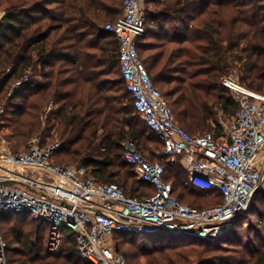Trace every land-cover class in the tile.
I'll use <instances>...</instances> for the list:
<instances>
[{
	"label": "trees",
	"instance_id": "16d2710c",
	"mask_svg": "<svg viewBox=\"0 0 264 264\" xmlns=\"http://www.w3.org/2000/svg\"><path fill=\"white\" fill-rule=\"evenodd\" d=\"M145 4L148 33L139 43L141 62L180 126L192 136L212 130L216 138L222 137L219 115L235 121L238 111L222 79L237 72L240 83L264 94V0H145ZM0 11L5 12L0 20V100H6L1 117L11 130L9 139L25 144L38 135L43 148L59 144L53 163L86 168L98 183L116 185L129 197L153 194L154 188L122 160V143L127 140L153 163L161 160L151 158L153 151L164 148L137 114L123 79L119 43L105 31L108 23L123 16L124 1L0 0ZM145 52L149 54L144 56ZM26 75L29 82L12 90L13 83ZM162 162L164 179L172 183L173 195L181 203L191 195L209 198L214 206L222 204L219 193L187 184L180 163ZM251 204L215 242L122 236L138 250L135 258L144 257L147 264H264V209ZM254 215L259 221L243 228ZM19 220L37 223L22 214L3 215L4 238V224ZM37 224L28 234L12 227L8 264H92L79 255L72 231L65 232L59 253L45 250L42 240L48 232ZM114 249L126 258L120 247Z\"/></svg>",
	"mask_w": 264,
	"mask_h": 264
},
{
	"label": "built area",
	"instance_id": "2783aa9c",
	"mask_svg": "<svg viewBox=\"0 0 264 264\" xmlns=\"http://www.w3.org/2000/svg\"><path fill=\"white\" fill-rule=\"evenodd\" d=\"M105 31L119 43L123 79L137 114L164 143L159 158L183 164L187 184L202 192L219 193L222 204L196 209L181 203L173 195L172 183L164 179L163 162H151L133 141L122 143V160L154 188L153 194L142 199L129 197L116 185L98 183L86 168L53 163L52 154L59 144L43 148L41 140L34 138L23 150L0 149V219L22 214L49 228L52 252L60 249L65 232L72 231L79 255L92 264H127L110 242L117 233L217 241L232 227L236 215L248 211L260 191L264 94L233 76L224 77L222 86L238 104L235 121L230 127L222 123L220 138L210 132L192 136L178 124L140 60L139 43L148 33L143 1L124 0L123 16L108 23ZM28 82L26 75L13 83L12 90ZM4 110L5 104L0 103V116ZM2 143L5 146L6 139ZM7 249L0 229V264H8Z\"/></svg>",
	"mask_w": 264,
	"mask_h": 264
},
{
	"label": "rangeland",
	"instance_id": "374dc122",
	"mask_svg": "<svg viewBox=\"0 0 264 264\" xmlns=\"http://www.w3.org/2000/svg\"><path fill=\"white\" fill-rule=\"evenodd\" d=\"M142 1L144 3V7L146 9V6L147 5L145 4V0H142ZM3 16H5V12L4 11H0V20L2 19ZM148 54H149L148 52H145L144 56H147ZM237 75H238L237 72H235L234 74H231L230 76H233L236 79H238ZM0 103H4L6 105V100L5 99H1L0 100ZM3 114L4 113H2V115ZM1 116H0V145L3 144L2 143V140L3 139H6V144H5V147L6 148L5 149L7 151H11L12 152V151H17V150H23V149H25V148H27L29 146V144L31 143V141L34 138L38 137V135H35L33 137H30L29 140H28V142L25 143V144L18 143L17 141L10 140L9 139V136L11 135V130H9L8 128L4 127L5 126L4 123H7V121H3L5 119L2 118ZM219 119H220V121L222 123H224V125H226L228 127H230L231 124H233V122H234V120L230 121L226 117H223L221 115H219ZM205 132H212V130H207ZM162 149L163 148L158 149V150H154L153 151L154 156L152 155L151 158L154 159V160H156V161H158L157 158L159 157V153L161 152ZM145 156L149 158L148 155H145ZM160 161H162V160H160ZM70 167H75V166L72 165ZM188 200H185L182 203H184L185 205H188L189 207H192V208H201V207L202 208H207V207L214 206L216 204V202H214V201H209V198H202V199H200V198H197V197H194V196H191V195H190V197L188 196ZM254 200H253V202L257 205V208L258 209H264V173H263V180H262V183H261L260 191H258L257 194H255ZM246 221L247 222L244 225L245 227H243V228H246L248 222H252V223L258 222L259 221V217L257 215L249 216ZM13 226L14 227H19V228H24L25 229V234H28V232L30 230H34L35 228H37L38 227V224L37 223H23L20 220L17 223H15L14 225L4 224V226H3V233L5 235V238L7 239V240L5 239L6 240V243H7V246H8V240L10 242L13 240V234L15 232L12 229ZM46 230L48 232L49 228L46 227ZM122 235L123 234L112 236L110 238V242L112 243L113 246L120 247V249L122 250V253L125 254V256H126L125 259H127V263L128 264H147V261H146V259H144V257L135 258V254H136V252L138 250H136V248H134L132 246V244H130L129 241L127 242L125 239H123V236ZM164 235L165 236H160V238L162 237V239H160L159 237L158 238L160 240H165L167 242L176 240L174 237L170 236L169 234H164ZM125 238H127V237H125ZM158 238H156V239L158 240ZM25 239L27 240V237H24V240ZM142 239H143V237H142ZM34 240H35V238H34ZM42 244L44 245L45 250H47L48 252H51V253H59V251L62 248L63 242L61 243L60 249L58 251H54V252L50 251V249H49L48 238H44V241L42 240ZM11 245L12 246H16V243H13L12 242ZM143 245H146V243L140 244V247L137 246L138 249L141 250L142 249L141 246H143ZM6 256H7V253H6Z\"/></svg>",
	"mask_w": 264,
	"mask_h": 264
},
{
	"label": "water",
	"instance_id": "95a60500",
	"mask_svg": "<svg viewBox=\"0 0 264 264\" xmlns=\"http://www.w3.org/2000/svg\"><path fill=\"white\" fill-rule=\"evenodd\" d=\"M6 184H7V183H6ZM246 213H247V211L244 212V213H241V214L236 215V217L234 218V220L237 219V218H240L241 216H243V215L246 214ZM234 220H233V222H234Z\"/></svg>",
	"mask_w": 264,
	"mask_h": 264
},
{
	"label": "crops",
	"instance_id": "0c3cea01",
	"mask_svg": "<svg viewBox=\"0 0 264 264\" xmlns=\"http://www.w3.org/2000/svg\"><path fill=\"white\" fill-rule=\"evenodd\" d=\"M3 17H4V16H3ZM3 17H2V18H3ZM1 146H2V147H1ZM5 148H6L5 146L0 145V149H5ZM180 165L183 167V164L180 163ZM183 168H184V167H183Z\"/></svg>",
	"mask_w": 264,
	"mask_h": 264
}]
</instances>
